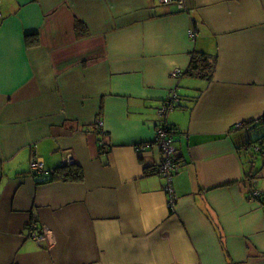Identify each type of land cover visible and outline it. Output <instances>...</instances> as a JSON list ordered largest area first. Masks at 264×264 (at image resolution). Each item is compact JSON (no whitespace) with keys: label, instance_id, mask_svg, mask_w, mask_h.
Returning <instances> with one entry per match:
<instances>
[{"label":"crops","instance_id":"0c3cea01","mask_svg":"<svg viewBox=\"0 0 264 264\" xmlns=\"http://www.w3.org/2000/svg\"><path fill=\"white\" fill-rule=\"evenodd\" d=\"M195 50L210 80L184 73ZM263 111L264 0H0V264H264ZM66 156L82 178L50 179Z\"/></svg>","mask_w":264,"mask_h":264},{"label":"built area","instance_id":"2783aa9c","mask_svg":"<svg viewBox=\"0 0 264 264\" xmlns=\"http://www.w3.org/2000/svg\"><path fill=\"white\" fill-rule=\"evenodd\" d=\"M160 3L163 4H175L176 7H178V10H185L186 9V0H158ZM194 31L190 30L189 34L190 36L193 35ZM182 71H180L179 68H174L172 71H170L171 78L178 79L180 78ZM180 105V98L177 96L175 92H173L171 95H169V98H167L162 104H160L157 107L158 114L163 117L166 115L167 111L173 109V107H177ZM264 122V111L261 114V116H258V118L255 120V123ZM97 135L98 136V144L99 147L104 146V134L105 132L101 130L102 123L99 121L97 122ZM245 123H238L235 125L236 128L246 126ZM155 138L154 142L157 143V145L160 148L161 151V158L160 162L157 165L156 169L157 172L165 179V193L168 195V202L171 204L176 199L175 194L173 193V186H172V176L175 172H177L180 168V165L178 163V160H176L175 157V145H173L175 141L174 134L176 133L175 130L171 127H169L164 121H161L156 129L155 132ZM144 148V146H137L136 150L141 151ZM252 150L254 154L256 152H261V146L259 144H253ZM31 169L35 174H39L44 172L42 162L37 158L36 154H33L32 160H31ZM73 158L71 156H66L62 160V165H71L73 164ZM254 183H250L249 189H248V196L252 199H259V193L257 190H255ZM29 236L36 240L37 242L43 240L46 236L43 233H37L35 231H32Z\"/></svg>","mask_w":264,"mask_h":264},{"label":"trees","instance_id":"16d2710c","mask_svg":"<svg viewBox=\"0 0 264 264\" xmlns=\"http://www.w3.org/2000/svg\"><path fill=\"white\" fill-rule=\"evenodd\" d=\"M190 63L188 64L187 68L184 70V73L190 74L192 76L200 77L206 80H210L214 75V69H216L217 58L215 55H210L202 51L195 50L191 54ZM260 123V122H259ZM248 125V124H247ZM259 144L261 146V152H256L254 154L248 151L251 163L253 162L256 155H262L264 158V136L255 140V144ZM252 145V144H251ZM249 145L247 148H250ZM252 148V147H251ZM257 157V156H256ZM145 170L146 174H150L151 170ZM81 169L78 168L76 165H61L57 167L53 173H51L50 179L62 178V179H71V180H79L82 178ZM250 186V184H249Z\"/></svg>","mask_w":264,"mask_h":264},{"label":"rangeland","instance_id":"374dc122","mask_svg":"<svg viewBox=\"0 0 264 264\" xmlns=\"http://www.w3.org/2000/svg\"><path fill=\"white\" fill-rule=\"evenodd\" d=\"M194 33H195V31H194ZM194 33H193V35L195 36V34H194ZM194 36H193V37H194Z\"/></svg>","mask_w":264,"mask_h":264}]
</instances>
